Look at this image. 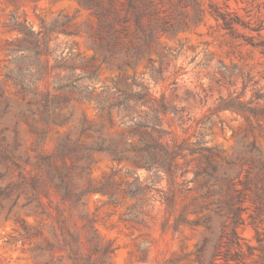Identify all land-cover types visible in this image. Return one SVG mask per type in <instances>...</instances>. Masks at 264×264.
Masks as SVG:
<instances>
[{"label":"rangeland","instance_id":"374dc122","mask_svg":"<svg viewBox=\"0 0 264 264\" xmlns=\"http://www.w3.org/2000/svg\"><path fill=\"white\" fill-rule=\"evenodd\" d=\"M85 1L0 0V102L9 105L1 128L5 144L16 147L17 163L28 175L37 174L42 156L61 166L56 152L68 135L86 144L101 136L108 143L138 145L144 130L132 132L124 124L120 98L107 88L118 82L139 91L150 84L171 109L160 116L162 140L196 142L205 134L219 153L213 162L234 175L231 194L241 201L243 224L232 243L235 216L227 213L230 228L222 233L224 215L215 203L228 195L205 185L198 173L207 161L199 154L180 161V173L186 174L179 181L186 185L170 214L161 204L165 180L155 185L151 199L132 198L126 194L133 180L128 171L142 179L148 173L131 161L93 153L88 170L74 174L75 184L85 190L107 182L115 201L103 193H86L79 204L63 201L49 182L42 183L37 198L22 188L7 190L0 194V264H264V184L256 169L240 161L259 154L256 150L264 157V0H99L112 8L103 19ZM109 29L115 54L101 45ZM65 64L75 67L74 76ZM21 71L40 90L58 95L57 114L72 113L67 123L42 124L34 97L9 77ZM91 75L92 80H78ZM70 82L94 88L90 100L61 89ZM96 99L106 100L103 110ZM224 102L241 106L219 111ZM28 108L35 115L27 122L21 117ZM136 108L139 116L154 119L158 104ZM32 127L46 131L40 145ZM82 127L93 130L81 135ZM0 173L5 174L0 189L19 178L10 161L0 164ZM131 213L141 222L129 220ZM180 215L186 223L174 231ZM70 236L75 252L67 244Z\"/></svg>","mask_w":264,"mask_h":264},{"label":"trees","instance_id":"16d2710c","mask_svg":"<svg viewBox=\"0 0 264 264\" xmlns=\"http://www.w3.org/2000/svg\"><path fill=\"white\" fill-rule=\"evenodd\" d=\"M85 6L88 8H96L97 14L100 19L106 17L108 13L111 12L112 8H104L99 0H88L85 1ZM21 33L23 29L21 25L16 27ZM111 28V27H110ZM34 34V33H32ZM102 46H104L109 52L115 54L114 50L116 48V41L114 39L111 29L108 31V35H104L102 38ZM64 67L74 76L75 67L69 64H65ZM95 75L86 76L78 78L79 81L83 79L92 80ZM9 77L12 78L17 85L20 86L22 93H28L35 99L33 105H38L40 110L41 122L44 126L53 123L54 125L61 126L67 123L71 117L72 113L68 112L66 114H57L58 106L60 102L58 101V95L52 93L51 91H42L34 85V81L24 72L21 71L17 74L10 73ZM80 77V76H75ZM65 79H70L69 76ZM77 80V81H78ZM139 86V85H137ZM142 89L136 91L133 87H123L120 88L118 82L112 88H107V91H111L113 88V96H117L119 99L117 106L120 111L125 112V118L127 120L124 122L132 132L143 131V137L138 145H132L129 143H117V142H107L103 137H99V140L93 144H86L81 141V139H73L68 135L63 139L56 152V156L62 159V165L53 164L50 161V157H40V163L38 165L39 171L36 175H28L25 168L21 167L15 158L14 151L16 147L10 149L8 144H5V136L3 135L4 128H1L4 116L8 113L9 105L5 104L2 106L0 102V164L3 162H12L16 167L19 168V178L17 181L11 182L6 188L0 189V194L6 193L7 190L13 188H22L33 192V197L37 198L41 185L44 182L51 183L57 192L62 196L63 201L72 200L75 204H79L86 193H103L108 194L110 201H115V194L110 192L109 184L107 182L103 183L99 187H92L91 184L85 190L80 189L75 184L74 174L84 173L88 170L93 153H105L110 155L113 160L121 161H131L139 169H144L148 173V178L142 179L136 172L128 171V174L133 177V180L126 185V194L132 198L146 197L151 199L150 193L153 192L155 185L163 182H167V189L161 190L163 195H161V204L165 205L170 214L175 209L176 200L178 193L183 192L182 185H186V181L181 183L179 177L186 174V171L180 173L181 165L180 161L188 158V155H201L205 161H207V166L203 171L198 174H203L206 178V184L208 187H213V193L222 196L223 193L228 195L226 198H220L216 203L215 211L224 215V221L222 223V233L227 234L229 230V225L227 224L228 216L227 213H233L235 216L234 226L231 230L230 241L235 243L238 238L237 228L243 224L242 211L243 208L238 206L239 202L234 200V196L231 194L234 185V175L227 170L221 171L218 163L213 162V158L219 157L218 150L207 145V141L204 139L205 134L201 133L200 137L196 142L190 141L189 138L178 141L176 138L172 141L162 140L161 135L164 133L163 130L159 129L158 126L161 123L160 116L169 112L170 107L164 102L163 98H156L152 92L150 84H142L140 86ZM62 90H72L79 95L81 101H89L90 94L94 91L90 85H74L72 82L66 83L61 87ZM58 90V89H56ZM1 97V96H0ZM37 98H41L38 100ZM135 101V105L131 102ZM98 104V109L103 110L106 105V100L96 99ZM157 103L158 108L155 109V114L153 118L141 117L137 111L138 104H148ZM32 103L29 105L31 106ZM240 103L231 105L228 102L222 103L218 107L219 111L223 110H238L240 108ZM35 111L28 108L22 115V119L27 122L29 119L33 120ZM150 115V114H148ZM92 127L81 128V135L92 131ZM32 131L37 135V142L40 145L45 139L46 131L44 129H35L32 127ZM100 132V131H97ZM155 132H158L159 137L155 136ZM259 154H255L250 157L241 158L240 161L251 166L252 169H256L257 177L260 182L264 184V157L256 150ZM72 160V164L68 165L66 159ZM5 174L0 173V178H3ZM202 189H206L203 186ZM264 189V187H263ZM240 197V196H239ZM238 197V198H239ZM131 221L141 222L137 213H131L128 217ZM186 223V219L183 215H180L175 222L172 224L174 231H178L181 224ZM170 225V220L167 219L164 227ZM215 225L211 223L209 218L206 222V228L209 231L214 229ZM206 243L209 239L205 240ZM67 244L72 252H75L74 241H72L71 236L67 240Z\"/></svg>","mask_w":264,"mask_h":264}]
</instances>
